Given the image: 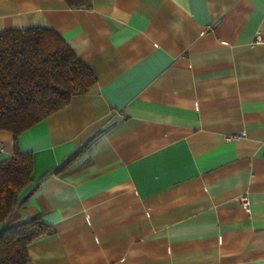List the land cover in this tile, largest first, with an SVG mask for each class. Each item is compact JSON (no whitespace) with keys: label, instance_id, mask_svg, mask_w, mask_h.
Instances as JSON below:
<instances>
[{"label":"crops","instance_id":"1","mask_svg":"<svg viewBox=\"0 0 264 264\" xmlns=\"http://www.w3.org/2000/svg\"><path fill=\"white\" fill-rule=\"evenodd\" d=\"M29 27L95 83L0 129V160L32 156L0 230L52 227L26 264H264V0H0V32Z\"/></svg>","mask_w":264,"mask_h":264},{"label":"trees","instance_id":"2","mask_svg":"<svg viewBox=\"0 0 264 264\" xmlns=\"http://www.w3.org/2000/svg\"><path fill=\"white\" fill-rule=\"evenodd\" d=\"M94 83L89 67L53 30L29 27L0 32V129L12 132L15 144L20 133L64 107L72 96L86 93ZM31 172L28 152L15 149L0 160L1 223L18 206ZM51 232L40 213L2 228L0 264H26L28 245Z\"/></svg>","mask_w":264,"mask_h":264},{"label":"built area","instance_id":"3","mask_svg":"<svg viewBox=\"0 0 264 264\" xmlns=\"http://www.w3.org/2000/svg\"><path fill=\"white\" fill-rule=\"evenodd\" d=\"M3 150V146L0 144V151ZM239 201H240V204L241 206L248 210L249 209V206H250V202H249V199H248V196L246 194H243L239 197Z\"/></svg>","mask_w":264,"mask_h":264}]
</instances>
